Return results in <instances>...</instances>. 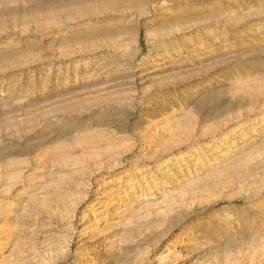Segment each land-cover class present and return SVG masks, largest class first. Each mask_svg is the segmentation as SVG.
<instances>
[{"label": "rangeland", "instance_id": "374dc122", "mask_svg": "<svg viewBox=\"0 0 264 264\" xmlns=\"http://www.w3.org/2000/svg\"><path fill=\"white\" fill-rule=\"evenodd\" d=\"M0 237V264H264V0H0Z\"/></svg>", "mask_w": 264, "mask_h": 264}, {"label": "bare ground", "instance_id": "6f19581e", "mask_svg": "<svg viewBox=\"0 0 264 264\" xmlns=\"http://www.w3.org/2000/svg\"><path fill=\"white\" fill-rule=\"evenodd\" d=\"M10 189H7L6 192L8 193ZM13 204V203H12ZM9 205V204H8ZM1 238V237H0Z\"/></svg>", "mask_w": 264, "mask_h": 264}]
</instances>
